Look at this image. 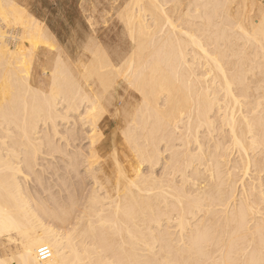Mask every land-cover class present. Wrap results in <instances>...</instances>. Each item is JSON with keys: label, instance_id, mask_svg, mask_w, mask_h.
Returning <instances> with one entry per match:
<instances>
[{"label": "bare ground", "instance_id": "6f19581e", "mask_svg": "<svg viewBox=\"0 0 264 264\" xmlns=\"http://www.w3.org/2000/svg\"><path fill=\"white\" fill-rule=\"evenodd\" d=\"M137 3L122 15L131 56L74 65L0 0V239L22 244L0 264H264V0ZM40 49L58 55L39 81ZM121 77L139 99L122 130L138 162L109 176L104 102Z\"/></svg>", "mask_w": 264, "mask_h": 264}, {"label": "rangeland", "instance_id": "374dc122", "mask_svg": "<svg viewBox=\"0 0 264 264\" xmlns=\"http://www.w3.org/2000/svg\"><path fill=\"white\" fill-rule=\"evenodd\" d=\"M15 1L18 5L27 9L36 18H38L40 21H43L49 27L52 33L56 36L57 41L59 43L58 45L59 46L61 45L60 49H62L63 51L61 50L60 52L63 54L64 58L71 57V59L69 58L68 59L71 62L73 61L74 65H76L75 63H77L80 60H83L84 62L86 61V63L89 62L92 55L90 53H92L95 49L96 51L97 50L103 51L104 49V52L114 61L116 65H121L123 61H125L130 54L132 55V53L135 50V46L133 43L134 40L133 39L131 40V36H130L131 33L129 32V30L127 31V28L125 30L126 24L122 20V15L127 12L129 13L130 11H131L130 12L131 15L132 14L135 15V12H138L137 0H15ZM146 4H149L148 8L149 6L151 8L149 2ZM135 5L137 7V10L136 7L133 8L134 10L131 9ZM125 6L126 8L123 10ZM138 14L139 13H136V15ZM90 49L92 50L90 51ZM57 55H58V50L56 49L51 51V55L47 54V51H43V49L37 50L36 60L34 62V65H32V69L34 70V75L40 78L39 81L42 80L43 78L40 71L42 69L41 67L45 65L46 72L51 73V70L54 68L53 58H55ZM38 56L39 57L41 56L40 59H37ZM83 57H85V59ZM43 58L46 60L44 61ZM47 60H49L50 63ZM122 79H123L122 77L118 79L115 99L106 100L108 102L106 101L104 102V106L107 111V113L105 114L102 120V125H104L105 135L100 142V146L102 149L99 151V155L101 156L100 158L102 160L101 163L102 162H103L102 164H104V162L107 163L106 166L105 164L103 166H105L106 169L107 168L109 169V170L107 169L109 176H114L113 175L114 173H112L113 171L114 172L119 171L120 173L124 172L129 169L131 164L136 165L138 162V161L135 162L136 158L134 154H132L131 149H129L130 147H127L128 145L125 143V140L123 139L124 136L122 130L126 129L127 126L126 122H128L127 120L128 116L129 117L132 116L131 113L133 114L135 109V107L133 106L137 105L139 99L138 97L134 98L132 96V92L134 93L135 91H132L133 89L131 90V88L127 86V83H122L125 82V80ZM119 88H121V90ZM177 91H178L177 94L181 97L180 100L181 101L186 100L184 99L186 98L185 92L183 94V92L179 88H177ZM127 93H128V97H127ZM129 99L131 101H129ZM125 103L126 104L128 103V105H126ZM170 105L167 106V109L168 108L170 109L171 107ZM124 107H127V109ZM123 108L126 109L127 112L123 110ZM113 113L115 115H113ZM123 114L125 115L123 116ZM45 126H50V122H47ZM43 134L55 135V132L47 131L46 133L44 132ZM116 139L117 141L119 140L118 143L121 146L117 143ZM120 142L123 143L121 144ZM82 143L84 145L85 142ZM87 146L88 145L86 144L85 147ZM122 147L123 148L126 147L125 150ZM66 148L67 151L75 150L73 145L72 146L68 145ZM128 151H130V154L128 153ZM39 155L41 156L42 154ZM53 155L61 156L58 153H53ZM44 156H46L47 158H52V155L50 154H44ZM103 158L105 159V161ZM124 164L126 165L124 166ZM141 167L145 168L147 171L148 168L147 164L142 165ZM25 180L27 181V182L25 181V187L27 189L36 187L31 176H27ZM74 180L77 181L76 179ZM58 185L59 184H57V186ZM53 188L57 190V188L60 189L61 187L59 185V187L54 186ZM63 189L64 187L61 188V190L64 192ZM55 190L52 191L55 192ZM56 192H60V190H57ZM13 238L15 240L11 239V242L10 240H8L7 236H5L2 240L0 239V256H4V254L9 255L11 252H14L10 254L12 256V254H16V252L22 249L21 240L17 239L16 237Z\"/></svg>", "mask_w": 264, "mask_h": 264}, {"label": "built area", "instance_id": "2783aa9c", "mask_svg": "<svg viewBox=\"0 0 264 264\" xmlns=\"http://www.w3.org/2000/svg\"><path fill=\"white\" fill-rule=\"evenodd\" d=\"M38 255L41 260H46L50 257V250L47 247H43L39 250Z\"/></svg>", "mask_w": 264, "mask_h": 264}]
</instances>
